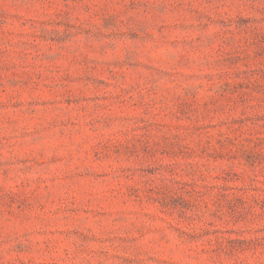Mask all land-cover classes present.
<instances>
[{"label":"rangeland","instance_id":"rangeland-1","mask_svg":"<svg viewBox=\"0 0 264 264\" xmlns=\"http://www.w3.org/2000/svg\"><path fill=\"white\" fill-rule=\"evenodd\" d=\"M0 264H264V0H0Z\"/></svg>","mask_w":264,"mask_h":264}]
</instances>
